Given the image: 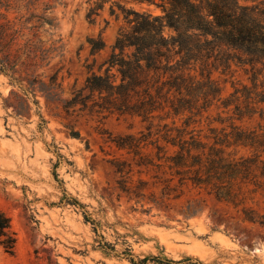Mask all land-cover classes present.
Wrapping results in <instances>:
<instances>
[{
	"label": "rangeland",
	"instance_id": "rangeland-1",
	"mask_svg": "<svg viewBox=\"0 0 264 264\" xmlns=\"http://www.w3.org/2000/svg\"><path fill=\"white\" fill-rule=\"evenodd\" d=\"M114 2L0 0L8 69L0 73V213L17 239L13 255L0 246V264H264V228L205 191L186 185L181 197L159 203L161 188L146 172L139 199L118 189L111 163L130 157L101 132L138 133V119L62 110L60 100L85 82V66L95 59L96 70L110 53L122 25L109 13ZM99 36L106 49L92 57L86 40ZM214 77L224 97L247 83L241 71Z\"/></svg>",
	"mask_w": 264,
	"mask_h": 264
},
{
	"label": "trees",
	"instance_id": "trees-1",
	"mask_svg": "<svg viewBox=\"0 0 264 264\" xmlns=\"http://www.w3.org/2000/svg\"><path fill=\"white\" fill-rule=\"evenodd\" d=\"M102 3L89 10V23ZM109 13L122 25L108 57L96 70L95 59L87 64L83 85L60 102L67 116L144 125L135 134L101 132L130 157L111 163L118 189L139 199L149 187L142 174L152 173L161 188L155 203L176 200L191 185L264 228V0H120ZM86 43L92 57L106 49L100 36ZM238 71L247 83L224 97L214 76ZM0 73L8 74L2 60ZM70 136L80 133L71 127ZM16 242L0 213V246L13 255Z\"/></svg>",
	"mask_w": 264,
	"mask_h": 264
}]
</instances>
